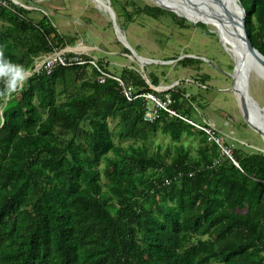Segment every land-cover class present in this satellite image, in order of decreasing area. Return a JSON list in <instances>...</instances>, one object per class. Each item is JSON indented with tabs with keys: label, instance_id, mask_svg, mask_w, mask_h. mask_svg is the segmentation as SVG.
Segmentation results:
<instances>
[{
	"label": "trees",
	"instance_id": "1",
	"mask_svg": "<svg viewBox=\"0 0 264 264\" xmlns=\"http://www.w3.org/2000/svg\"><path fill=\"white\" fill-rule=\"evenodd\" d=\"M109 1L124 35L122 19L134 15L212 34L143 0ZM240 1L248 37L264 55V0ZM26 5L0 0V48L32 69L75 38ZM178 57L166 59L200 60ZM104 61L99 68L113 74ZM150 65L140 71L130 61L116 71L134 95L169 93L177 116L159 109L145 120L144 97L127 100L91 64L33 72L12 98L0 97V264H264V151L215 130L224 141L209 139L200 97L180 85L158 92ZM157 132L169 137L165 145L154 146ZM188 132L196 145L181 141Z\"/></svg>",
	"mask_w": 264,
	"mask_h": 264
},
{
	"label": "rangeland",
	"instance_id": "2",
	"mask_svg": "<svg viewBox=\"0 0 264 264\" xmlns=\"http://www.w3.org/2000/svg\"><path fill=\"white\" fill-rule=\"evenodd\" d=\"M14 1L28 4L26 5L28 7L40 8L51 16L53 24L62 34L75 38L73 45L66 46L60 51L77 52L95 59L97 63L99 59L107 61L108 68L113 71V74L115 73L122 82L129 83L133 89L132 84L125 81L116 70L119 69V65L130 66V61L137 62L139 70L142 64L130 54L122 51L123 44L117 39L112 26L107 23L109 17L102 7L103 0ZM143 1L150 5H156L153 0ZM160 1L175 11L177 16L185 18L188 23L196 24L203 20L207 30L212 34L204 28L180 27L168 16L154 19L148 15H134L128 22L122 19L126 25L125 37H128L131 45H137L139 55L142 57L157 61L165 59L164 61H166L172 60L166 59V57L179 55L178 58L189 56V58L194 57L201 61L176 64V61L172 60L162 63L164 65H160L157 61L145 63L151 64L150 69L160 78L155 89L164 93L166 90L180 85L189 93L197 94L201 103L196 104V108L199 110V115H202L203 120L206 121V124L200 127H210L211 130L223 133L233 145L236 142L242 146L248 144L252 150L264 151L262 136L244 124L245 121L235 92L231 90L232 79L229 75L233 67L231 49L225 51L222 47L215 23L211 20L208 21V15L202 7L196 10L192 8L191 4L183 1ZM200 12H205V14L202 13L203 17L200 16ZM188 14H192V16H188ZM88 70L90 73L87 77H91L93 75L91 68L89 67ZM199 79L204 83L200 84ZM248 92L260 105L264 106V80L253 72L249 73ZM166 95L171 97L169 93L165 92L163 98ZM153 105L154 102H150L146 108ZM189 135L190 132L185 134L181 141L196 145L199 137ZM208 137L211 139L210 135ZM152 138L154 146L165 145L169 140L168 136L160 132L155 133ZM219 140L224 141L222 137H219Z\"/></svg>",
	"mask_w": 264,
	"mask_h": 264
},
{
	"label": "water",
	"instance_id": "3",
	"mask_svg": "<svg viewBox=\"0 0 264 264\" xmlns=\"http://www.w3.org/2000/svg\"><path fill=\"white\" fill-rule=\"evenodd\" d=\"M16 3L14 0H11ZM154 3L162 8L173 11L164 5L160 0H153ZM191 4L192 8L199 10L202 6L207 7L206 14L216 25V31L225 51L231 46L233 51V67L229 73L232 79L231 90L240 92L238 101L242 117L246 124L259 133L264 139V106L260 105L248 92V77L250 72L260 73L264 79V55L256 49L247 34L245 28V10L240 0H179ZM103 9L106 11L112 23V28L117 39L128 48L130 56H133L142 65L144 63L156 62V59L145 58L137 52L127 42L125 35L116 23L115 13L110 6L109 0H103ZM175 12V11H173ZM177 13V12H176ZM200 12V16L203 17ZM178 14V13H177ZM206 16V15H205ZM201 22L205 23L203 20ZM194 23V22H193ZM228 43L229 45H226ZM181 57V56H180ZM172 60H159V63H168ZM141 65V69L142 66ZM143 70V69H142ZM262 74V75H261ZM242 85L239 89L235 86L236 78ZM169 88V87H168Z\"/></svg>",
	"mask_w": 264,
	"mask_h": 264
},
{
	"label": "built area",
	"instance_id": "4",
	"mask_svg": "<svg viewBox=\"0 0 264 264\" xmlns=\"http://www.w3.org/2000/svg\"><path fill=\"white\" fill-rule=\"evenodd\" d=\"M73 54H74L73 56H67V54L64 51H60V49L54 50L52 53L36 61L33 68L29 69V71L30 73L39 72L42 70H45L46 72H50L56 64H62V65L91 64L92 66L96 67L99 73L97 75V80L99 82H104L107 77L115 79L117 83L120 85L121 93L127 100H132L136 96H139V95L144 97V99L147 102V104L144 107V111H143V118L145 120L154 121L155 118L157 117V112L159 109H163L167 111L170 115L177 116L176 111L173 110L169 105L171 102L170 96L166 95L164 98L162 97L160 98L150 92H145L142 94L134 95L133 89L129 83L122 82L121 79L115 74H110L108 72L101 70V68H99L97 61L95 59L93 58L86 59L84 57L79 56L81 54L77 52H73ZM150 102H154V105L152 107L146 108ZM201 128H203L210 135L211 138L219 142L218 138L214 137V134L210 128H206V127H201ZM221 148H222V151L233 160L236 166H238V163L231 156L232 155L231 150L224 145L223 146L221 145ZM164 182L168 183L169 180L166 179L164 180Z\"/></svg>",
	"mask_w": 264,
	"mask_h": 264
},
{
	"label": "clouds",
	"instance_id": "5",
	"mask_svg": "<svg viewBox=\"0 0 264 264\" xmlns=\"http://www.w3.org/2000/svg\"><path fill=\"white\" fill-rule=\"evenodd\" d=\"M30 74L26 65L13 61L0 48V97L12 98L22 90Z\"/></svg>",
	"mask_w": 264,
	"mask_h": 264
},
{
	"label": "bare ground",
	"instance_id": "6",
	"mask_svg": "<svg viewBox=\"0 0 264 264\" xmlns=\"http://www.w3.org/2000/svg\"><path fill=\"white\" fill-rule=\"evenodd\" d=\"M202 8L206 11V9H207V7H205V6H202ZM208 15V14H207ZM184 16V15H183ZM188 16H192V14H188ZM185 17V16H184ZM208 17V21L209 20H211L212 22H213V20L209 17V15L207 16ZM197 21V20H196ZM191 22H193V21H191ZM195 23V22H194ZM214 23V22H213ZM226 45H229L228 43H226ZM228 49L230 50L231 49V46H229L228 47ZM231 51V53H232V56H233V51H232V49L230 50ZM233 59H234V56H233ZM254 73V72H253ZM256 76H258V77H260V78H262L263 79V77L262 76H260V73H254ZM262 75V74H261ZM264 80V79H263ZM240 85H242L241 84V82H240V80H239V77H237L236 78V81H235V86L239 89V87H240ZM235 95H236V99L239 101L240 100V92L239 91H235Z\"/></svg>",
	"mask_w": 264,
	"mask_h": 264
}]
</instances>
